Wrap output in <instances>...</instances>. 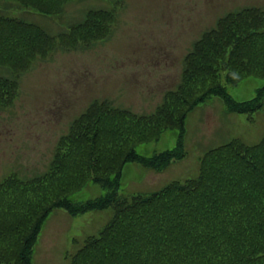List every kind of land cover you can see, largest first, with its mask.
<instances>
[{"label": "trees", "instance_id": "obj_1", "mask_svg": "<svg viewBox=\"0 0 264 264\" xmlns=\"http://www.w3.org/2000/svg\"><path fill=\"white\" fill-rule=\"evenodd\" d=\"M42 16L62 17L79 0H11ZM114 8H88L56 33L0 14V108L12 104L21 77L52 51L87 49L114 29ZM179 83L148 113L91 103L59 136L48 169L34 178L0 180V264H33L34 247L50 213L71 216L112 209L96 234L76 241L67 264H264V130L260 142L237 140L203 153L199 175L150 193L122 196L129 162L161 172L185 157L186 118L212 96L227 112L252 114L264 101V7L241 6L219 16L184 56ZM256 76L254 95L236 100L225 84ZM178 134L172 148L139 154V143ZM88 182L106 193L84 201L73 193Z\"/></svg>", "mask_w": 264, "mask_h": 264}, {"label": "rangeland", "instance_id": "obj_2", "mask_svg": "<svg viewBox=\"0 0 264 264\" xmlns=\"http://www.w3.org/2000/svg\"><path fill=\"white\" fill-rule=\"evenodd\" d=\"M115 3V25L107 39L87 49L58 48L38 59L21 77L12 104L0 108V180L11 173L32 179L45 172L59 136L93 102L106 101L134 113L152 111L179 83L184 56L219 16L241 6L264 7V0H79L68 4L59 18L0 0V14L35 22L56 34L68 21L81 20L86 9L111 10ZM0 76H8L1 67ZM262 84V78L251 76L225 86L236 100H245ZM263 130L264 101L258 111L238 114L227 112L222 100L212 96L186 118L185 157L161 172L125 164L120 194L150 193L172 181L197 177L203 153L234 140L256 144ZM177 134L166 129L158 140L139 143L135 149L151 155L172 148ZM105 193L88 182L71 198L84 201ZM112 216V209L76 216L53 210L34 247L33 264H67L64 256L74 253L76 241L96 234Z\"/></svg>", "mask_w": 264, "mask_h": 264}]
</instances>
